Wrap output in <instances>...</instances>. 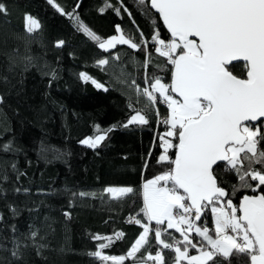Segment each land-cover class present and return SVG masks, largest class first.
Returning a JSON list of instances; mask_svg holds the SVG:
<instances>
[{"label": "trees", "instance_id": "obj_1", "mask_svg": "<svg viewBox=\"0 0 264 264\" xmlns=\"http://www.w3.org/2000/svg\"><path fill=\"white\" fill-rule=\"evenodd\" d=\"M148 1L140 5L137 0H55L69 16L49 0H0L7 9V14L0 13V96L4 98L0 103V264H113L88 255L98 250L99 243H106L92 237L112 236L114 242L103 253L120 256L143 231L130 222L131 218L147 222L140 213L143 182L170 167L158 163L161 137L168 138L164 134L169 130L160 117H168L170 110L159 96L145 110L147 98L136 91V86H149L154 75L169 83L172 72L151 41L155 32L166 42L171 38ZM26 14L40 24L31 33L26 30ZM76 17L102 40L115 34L119 25L134 43L140 44V33L149 43L138 49L127 44L101 49L80 30ZM60 40L65 43L57 47ZM101 59L108 63L98 65ZM231 70L239 75L243 66ZM91 80L103 87L97 88ZM133 109L147 116V125L123 127L135 114ZM98 134L105 139L96 148L81 143L84 137ZM3 145H10V150H3ZM258 148L264 149V141ZM167 155L173 159L175 148ZM216 175L229 191L238 183L222 167L216 168ZM112 185L133 187L135 194L113 199L104 192ZM81 192L86 195H73ZM245 194L255 193L241 188L231 196L233 203ZM195 223L213 229L211 211L205 210ZM155 226L153 221L150 227ZM168 231L182 239L175 229ZM116 232L124 236L116 240ZM189 235L193 242L201 240L195 232ZM149 238L155 255L159 245L152 233ZM17 245L19 255L14 257ZM144 256L142 248L137 258L124 264ZM164 256L166 264H172L175 253L165 249ZM216 260L250 264L247 255L235 250L227 259Z\"/></svg>", "mask_w": 264, "mask_h": 264}, {"label": "snow or ice", "instance_id": "obj_2", "mask_svg": "<svg viewBox=\"0 0 264 264\" xmlns=\"http://www.w3.org/2000/svg\"><path fill=\"white\" fill-rule=\"evenodd\" d=\"M49 3L72 16L64 13L55 0ZM137 3L144 5L146 0H137ZM150 6L160 13L171 33L167 42L159 38V32L151 38L156 53L167 58L172 66L171 82L164 83L162 77L154 75L149 86L142 89L136 86V91L147 98L145 110L155 105L158 96L170 110L162 121L169 126L164 134L169 139L161 137L163 154L158 159V163H167L170 167L142 185L140 213L147 222L142 223L141 218L130 219L141 225L143 231L129 251L120 256L106 255L103 250L111 246L113 237L96 235L92 239L106 243H99L98 250L88 255L101 262L124 264L128 258H137L136 254L143 248L146 256L138 258L142 264L148 260L166 264L164 250L168 249L175 253L174 264L182 261L217 264L218 256L227 259L235 250L237 254L247 255L250 264H264V191H260L264 186V149L258 148L264 141V0H150ZM113 10L119 12V9ZM0 13L7 14L3 3H0ZM25 19L27 32L40 27L31 15L26 14ZM76 20L80 30L97 41L101 49L113 48L116 44L138 49L149 43L143 39V33H140V44L126 39L119 25L117 31L121 35L102 40L79 17ZM64 43L58 41L57 47ZM148 62H144L145 68ZM97 63L102 66L108 60ZM237 64L243 66L242 74L231 70ZM80 75L91 79L84 73ZM91 82L97 88L103 87L95 80ZM3 99L0 96V103ZM133 111L135 114L123 127L148 124L146 115ZM104 139V135H98L81 143L96 148ZM173 139L177 143L173 144ZM2 147L7 151L11 146ZM170 148L176 150L174 159L167 155ZM218 167L237 177L238 183L231 185V191L221 186L224 181L217 178ZM241 188L251 189L255 194H245L234 204L231 196ZM104 192L113 199H123L134 195L135 189L107 187ZM73 195L83 197L86 193ZM205 210H210L215 217L211 230L207 225L195 223ZM153 221L156 226L150 227ZM169 229H175L182 239H176ZM192 232L201 240L193 242L189 235ZM150 233L159 245L155 255L150 251ZM36 235L32 233L33 237ZM165 235L167 239L162 238ZM123 236L122 232L114 233L116 240ZM190 248L196 249L198 255L190 256ZM12 255H19V245Z\"/></svg>", "mask_w": 264, "mask_h": 264}, {"label": "rangeland", "instance_id": "obj_3", "mask_svg": "<svg viewBox=\"0 0 264 264\" xmlns=\"http://www.w3.org/2000/svg\"><path fill=\"white\" fill-rule=\"evenodd\" d=\"M121 29V28H120ZM119 35H121V32H116L115 34H113V35H110V36H108V37H106L105 39H103V40H107L108 38H110V37H112V36H119ZM125 38L127 39V37L125 36ZM168 41V40H167ZM107 49V48H106ZM98 83V82H97ZM134 115V114H133ZM131 118V117H130ZM129 118V119H130ZM98 135H101V134H98ZM98 135H96V136H98ZM96 136H94V137H92L93 139H95V137ZM89 137H91V136H86V137H84L83 139H82V141L83 140H85L86 138H89ZM164 139H168V138H164ZM161 145H162V140H161ZM163 154V145H162V151H161V153H160V156ZM160 174H162V173H160ZM156 175H159V174H156ZM156 175H154V176H152V177H149V178H147V179H145V181H147V180H151V179H153ZM143 184H144V182H143ZM107 187H125V186H114V185H112V186H107ZM106 187V188H107ZM211 215H212V223H213V228H214V219H215V217H214V215H213V213H211ZM197 224V223H196ZM198 226H201V225H199V224H197ZM189 255L191 256V255H198V252H194V253H189ZM183 262V261H182ZM182 262H181V264H182ZM132 264H142V261H138V262H133ZM147 264H155L153 261H151V260H148L147 261ZM172 264H174V261L172 262Z\"/></svg>", "mask_w": 264, "mask_h": 264}, {"label": "water", "instance_id": "obj_4", "mask_svg": "<svg viewBox=\"0 0 264 264\" xmlns=\"http://www.w3.org/2000/svg\"><path fill=\"white\" fill-rule=\"evenodd\" d=\"M148 3H149V7L151 8V6H150V0L148 1ZM157 15H158V17H159V19H160V21H161V23H162V25H163V27H164V29H165V31L167 32V35L171 38V33H170V31L168 30V28H167V26H166V24L164 23V21H163V18H162V16L160 15V13H158L155 9H153V8H151ZM194 39H197L198 40V38H195V37H193ZM171 74H172V72H171ZM170 82H171V79H170ZM169 82V83H170ZM256 124H259V122H255ZM176 151V150H175ZM174 158H175V155H174ZM173 158V159H174ZM248 195H253V194H248ZM242 198V197H241ZM240 198V199H241ZM240 201V200H239ZM239 203V202H238ZM202 217V216H201Z\"/></svg>", "mask_w": 264, "mask_h": 264}, {"label": "built area", "instance_id": "obj_5", "mask_svg": "<svg viewBox=\"0 0 264 264\" xmlns=\"http://www.w3.org/2000/svg\"><path fill=\"white\" fill-rule=\"evenodd\" d=\"M157 100H158V98H157ZM165 118H166V116L160 117V121L162 122Z\"/></svg>", "mask_w": 264, "mask_h": 264}, {"label": "crops", "instance_id": "obj_6", "mask_svg": "<svg viewBox=\"0 0 264 264\" xmlns=\"http://www.w3.org/2000/svg\"><path fill=\"white\" fill-rule=\"evenodd\" d=\"M146 181L144 180V183H145Z\"/></svg>", "mask_w": 264, "mask_h": 264}, {"label": "flooded vegetation", "instance_id": "obj_7", "mask_svg": "<svg viewBox=\"0 0 264 264\" xmlns=\"http://www.w3.org/2000/svg\"><path fill=\"white\" fill-rule=\"evenodd\" d=\"M260 123V122H259Z\"/></svg>", "mask_w": 264, "mask_h": 264}]
</instances>
